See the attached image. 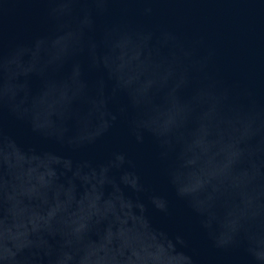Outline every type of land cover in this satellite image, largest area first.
<instances>
[{
  "label": "water",
  "instance_id": "95a60500",
  "mask_svg": "<svg viewBox=\"0 0 264 264\" xmlns=\"http://www.w3.org/2000/svg\"><path fill=\"white\" fill-rule=\"evenodd\" d=\"M0 264H264V0H0Z\"/></svg>",
  "mask_w": 264,
  "mask_h": 264
}]
</instances>
